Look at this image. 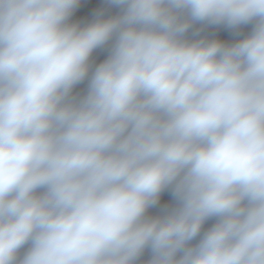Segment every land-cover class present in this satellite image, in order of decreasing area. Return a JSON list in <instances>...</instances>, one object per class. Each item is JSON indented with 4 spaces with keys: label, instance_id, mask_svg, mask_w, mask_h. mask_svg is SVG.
Segmentation results:
<instances>
[{
    "label": "clouds",
    "instance_id": "clouds-1",
    "mask_svg": "<svg viewBox=\"0 0 264 264\" xmlns=\"http://www.w3.org/2000/svg\"><path fill=\"white\" fill-rule=\"evenodd\" d=\"M80 2L0 0V264H264V0Z\"/></svg>",
    "mask_w": 264,
    "mask_h": 264
},
{
    "label": "crops",
    "instance_id": "crops-1",
    "mask_svg": "<svg viewBox=\"0 0 264 264\" xmlns=\"http://www.w3.org/2000/svg\"><path fill=\"white\" fill-rule=\"evenodd\" d=\"M103 11L105 14V18L111 15H116L118 13V9L116 7L110 6L107 4L106 0H81L80 4L74 10L72 16L69 19V23H78L81 26H85L86 24L92 22L96 18V13ZM200 27V25H197ZM251 30V25L243 26L240 31L243 34H247ZM203 36H207L210 39H220L225 41L226 43L235 42L237 39L242 38L233 36L228 30H226L223 26H208L202 32ZM107 56L106 49H97L93 52L91 61L93 63V67L98 65L102 62ZM87 81L81 83L76 86L73 90L74 94L83 92L86 90ZM172 197L169 195L168 192L162 193L160 205L163 206L165 204H171ZM149 215H158L159 214V207L157 208H150L148 211ZM214 220H209L203 226V230L209 228ZM195 243V241H193Z\"/></svg>",
    "mask_w": 264,
    "mask_h": 264
},
{
    "label": "built area",
    "instance_id": "built-area-1",
    "mask_svg": "<svg viewBox=\"0 0 264 264\" xmlns=\"http://www.w3.org/2000/svg\"><path fill=\"white\" fill-rule=\"evenodd\" d=\"M23 251V250H22ZM150 259V253L146 250L144 254L139 258L137 264H147V261Z\"/></svg>",
    "mask_w": 264,
    "mask_h": 264
}]
</instances>
